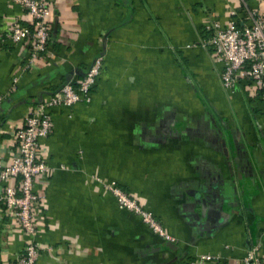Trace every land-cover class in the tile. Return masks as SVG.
I'll list each match as a JSON object with an SVG mask.
<instances>
[{
	"label": "crops",
	"instance_id": "obj_1",
	"mask_svg": "<svg viewBox=\"0 0 264 264\" xmlns=\"http://www.w3.org/2000/svg\"><path fill=\"white\" fill-rule=\"evenodd\" d=\"M49 8L46 50L27 65L26 43L5 32L30 17L0 0V159L13 154L29 105L97 55L102 67L89 102L52 108V132L40 140L55 170L34 264H187L201 253L235 264L251 245L264 259V96L244 81L225 89L221 64L201 44L212 20L225 23L230 9L264 14V0H49ZM111 182L174 240L119 207ZM25 239L0 209V264Z\"/></svg>",
	"mask_w": 264,
	"mask_h": 264
},
{
	"label": "built area",
	"instance_id": "obj_2",
	"mask_svg": "<svg viewBox=\"0 0 264 264\" xmlns=\"http://www.w3.org/2000/svg\"><path fill=\"white\" fill-rule=\"evenodd\" d=\"M30 17V23L14 19L5 32L11 43H26L27 65L43 56L49 39V0H13ZM207 36L201 44L209 48L210 56L221 64L219 79L225 89L240 81L256 87L264 96V14L259 9L246 11L240 17L230 9L225 23L212 20L205 26ZM102 56L97 55L81 76L66 81L50 94L29 105L22 121L13 131L14 152L7 161L0 159V209L15 220L23 231L25 241L15 256L14 264H34L40 245L35 235L41 229V211L45 200L44 188L55 167L43 159L40 140L52 132L51 110L57 106H71L89 102L91 89L100 74ZM16 77H12L15 83ZM2 97L0 96V99ZM39 185L36 186V183ZM108 189L115 195L119 207L136 213L142 222L168 241L167 235L149 211L144 209L130 193L124 192L113 182ZM217 254L201 253L187 264H220ZM235 264H264L257 252V245L245 249Z\"/></svg>",
	"mask_w": 264,
	"mask_h": 264
},
{
	"label": "trees",
	"instance_id": "obj_3",
	"mask_svg": "<svg viewBox=\"0 0 264 264\" xmlns=\"http://www.w3.org/2000/svg\"><path fill=\"white\" fill-rule=\"evenodd\" d=\"M63 82H61V84H62ZM15 262H14V260H13V262L11 263V264H14Z\"/></svg>",
	"mask_w": 264,
	"mask_h": 264
}]
</instances>
